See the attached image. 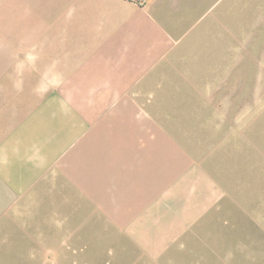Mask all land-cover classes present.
I'll list each match as a JSON object with an SVG mask.
<instances>
[{
  "label": "crops",
  "instance_id": "0c3cea01",
  "mask_svg": "<svg viewBox=\"0 0 264 264\" xmlns=\"http://www.w3.org/2000/svg\"><path fill=\"white\" fill-rule=\"evenodd\" d=\"M219 2L147 0L144 5L135 0H54L53 21L36 15L52 3L0 0V264H91V243L82 234L106 233L111 210L123 216L126 209L131 218L150 219L148 224L139 219L134 224L113 222L116 228L129 224L128 231H136L148 253L146 261L136 259L131 264H264L262 250H251L242 259L234 253L221 258L202 254L194 249L197 237L187 227L189 218L219 213L225 196L232 193L237 199L234 186H256L262 191L264 178L256 182L246 180L245 173L244 179L234 174L227 185L213 165L202 164L207 155L184 144L181 138L191 131L184 130L181 136L172 127L173 121H183L179 113L162 118L150 107L142 111L143 105L160 98L143 97L155 87L160 73L169 88L175 82L169 74L178 73L177 105L188 108L182 97L184 86L194 89L196 104L210 105V116L218 114L212 117L213 125L228 131L240 122L236 116L247 118L244 108L249 111L252 106H245L247 94L264 103V23L259 24L264 20L248 21L238 34L233 28L219 35L214 24L200 33L204 18L215 12ZM218 16L217 24L225 22L219 12ZM252 65L259 87L251 82ZM239 85L241 95L234 90L242 88ZM240 97L242 104L236 99ZM198 114L203 117L200 108ZM156 120L163 121L161 132L154 130ZM173 135L180 137L179 143L166 144L164 137ZM157 147L171 155L164 154L168 161L155 170L163 161L157 158L154 163L149 153ZM108 154H114L116 162L110 165L115 180L109 203L105 199L108 168L102 163ZM172 160L178 164L172 165ZM99 163L100 172L84 185V169ZM135 169L138 177H130ZM145 173L150 176L140 180ZM156 178L167 188L154 194L150 187L156 185ZM58 185L73 190L69 200L85 202L82 214L66 212L62 226L58 219L64 216L54 202ZM81 190L86 191L80 192L81 197L74 192ZM254 193L255 199L264 197V191ZM156 195L161 197L155 199ZM251 214H264V202L260 212ZM75 217L82 224H75ZM176 218L179 226L172 225ZM136 225L145 230H136ZM256 228L264 235L263 227ZM54 232L66 233L67 241H55ZM94 264L108 261L98 255Z\"/></svg>",
  "mask_w": 264,
  "mask_h": 264
},
{
  "label": "rangeland",
  "instance_id": "374dc122",
  "mask_svg": "<svg viewBox=\"0 0 264 264\" xmlns=\"http://www.w3.org/2000/svg\"><path fill=\"white\" fill-rule=\"evenodd\" d=\"M44 2L52 3V5L44 7L43 10H37L36 15H41L39 17L54 21V0H44ZM27 12L29 13V10ZM218 12L220 13V19L224 20L225 22L217 24L219 17ZM208 15L203 20L204 22L201 26L202 31L207 28L208 24H214L213 29L216 31L218 27L219 35H224L225 32L228 31L231 32L233 28L235 30V34H238L242 32V28L245 26V24H248V21L250 22V24H253L264 20V0H220L215 12ZM263 23L264 21L259 24ZM202 31L200 32L199 30L197 32L204 34V31ZM252 66L253 72H251V82L253 84L256 80V75L254 74V65ZM238 72L239 76H241L242 70L240 69ZM256 72L260 73L258 71V68H256ZM161 74L162 73H160V79L155 83V87L151 90H148L149 94H144V96L141 95L147 98H150L149 96L152 95L156 97L159 96L160 98L153 105H143L142 107L144 108V110L142 111H146L145 108L150 107L152 108L151 112H154L156 115L159 114L162 118V114H171L172 117H175L177 116V113H179L178 116L184 119L183 121H180L179 119L173 121L172 127H177V129L180 130L181 136L183 135L184 130L188 132L191 131L190 134L188 133L184 138H181L184 144L193 146L197 150V152L207 155L204 156L205 158L203 159V161H201L202 164L208 167L210 164L211 166L213 165L212 168L219 172V177L222 181H225L227 185L233 182L234 174L242 175V178L244 179L245 173L247 175V177H245L246 180H253L256 182L259 181V178L263 179L264 103L260 101L254 102L255 98L252 97L253 95L251 93L250 95L247 94V102L245 103V106L252 105L249 111H246V107L244 108L243 113H248V116L246 115L247 118L244 119V117H242V120H240L236 116L235 118H237V120H239L240 122L233 124L228 131V129H224L219 125H213L212 117H217L218 114L210 116L213 110V108L209 109L210 105L206 106L205 104H196L199 100L197 101V98H195L196 91L194 89L184 86L182 97H184V102L186 104H189L187 105L189 106L188 108H186V105H184L183 107L177 105V100H175L174 97H178L181 91L177 86L179 85V83L177 82L178 73L176 72L169 74L175 80V82H173V88L168 87L170 83H165L162 81ZM203 76H205V74H203ZM214 76L215 73L213 72V79ZM253 85L258 86V83L255 82ZM240 86L242 88L234 87V90H236L237 93H240L239 95H241L243 90V86L239 85V87ZM139 91L142 92V90ZM218 91L222 92L223 90ZM236 99L240 100V104L243 103L242 97ZM190 105H193V107H191ZM216 106L217 105L213 107L215 108ZM221 106L224 107L223 105ZM236 107L241 108L242 106L236 105ZM198 108L201 109L203 117H199ZM233 119L234 116L232 117L231 121ZM162 122V120H160L159 122L156 120L154 122V130H156V132H158L159 130L161 132L163 130L164 126ZM158 139L159 138H155L154 140L156 144H158L159 142ZM179 139V136H174L170 139L169 137H164L165 143L172 145L176 143L178 144ZM160 143L163 144L162 137H160ZM159 150L160 149L157 147V149L153 153H149L150 158H154V163L159 161L158 159H160V161H163L155 165V170H158V167H160V169L164 167V164L167 160L164 158V154L165 156L171 155V153H160ZM108 156V160L111 159L109 160L111 163L106 162L108 161L107 159L105 162H102L103 165L105 164V167L108 168V177L105 178L107 181V196L105 197V199L108 200L107 203L110 202L109 200L111 199V192L113 191L115 180V177L110 175L109 173L112 172L111 170H113L110 165L112 163L115 165L116 163L114 154H108ZM112 159L114 160L113 162ZM149 162L151 163V160H149ZM171 163L172 165L178 164L176 160H172ZM95 166L96 165H91L89 169H84L81 179L84 185H89V180L100 172L101 164L99 163L98 166ZM125 170L126 169H123V171ZM150 170L152 169H148L147 172ZM159 172H161V170ZM145 175L150 176V173L143 174V177H139V179L143 180L144 178H146ZM130 177H138V171H136L135 169ZM101 179L103 180L102 177ZM158 182L159 179L156 178V185L150 187L153 189L152 191H154V194L157 192H162L167 188L164 185L159 184ZM172 182H175V179H173ZM129 187L134 186L131 184L129 185ZM178 188V185L175 188L173 187V189ZM234 189H237L236 192L238 194L234 192ZM262 191H264V186H262ZM262 191L259 190L256 186H246L244 189H238L236 188V186H234L233 193L235 194L237 199L232 195V193L228 196H225L223 200V208H221L219 213L214 215L215 211H212V215L210 217L200 216L198 218H189L187 227L189 231L192 232L193 236L197 237V241H195L196 248L194 249L199 250L200 253L202 252V254L209 253L211 257L217 258L228 256V253H234L237 259H242L245 254L248 255V252L251 250H262L264 252V235L259 231L258 228H256L257 226L264 228V214L259 217H254L251 214L260 212L261 210V205L264 202V197L255 199L258 195L254 192ZM56 192H59V197H57L58 199L54 202L57 205L56 209L64 216L58 219L60 226H62L63 224H66V212L68 213V211L70 212L71 210H75V212H77L79 210V212L82 214L83 211H81L80 209H82L81 206H83L85 202L81 200H77L76 202L69 200V193L73 192V190H68L63 186L58 185L56 187ZM74 192H78L80 194L79 196L81 197L83 193L80 192L85 193L86 191L81 190ZM242 194L244 196H242ZM161 195H156L155 199L161 197ZM262 195L264 196V193H262ZM158 201L161 200H154L153 203L157 204ZM70 202L74 204V207H69ZM111 211L112 213L108 214L110 216V220L109 218H107V223L105 224L107 226V231L106 233L102 232L105 237L102 233H99L97 231H85L86 233L82 234V236H84L83 238H85L84 240L89 241L92 246V248L90 246L89 249L91 264H94L96 262V260L98 259V255H100L102 258L105 257V259H107L108 261V264H131V260L134 261L136 259L143 260L142 262L146 261V259L148 258V253L146 254V251L143 249L144 247H142V245L138 242L139 239L137 236H135L136 231L129 232V224H119L120 226H117L116 228L113 226V222L115 219H119V222H128L129 220H131L132 224H134L139 219L141 223L148 224L150 223V219L148 217H144L142 219L137 217L131 218V211H129L128 209L123 211V214H127L123 216H120V212H116L115 210ZM74 219L76 221L75 224H82V219L77 217H75ZM256 219H260V221L256 223ZM179 224L180 220L178 218H176L174 222H172L173 226H179ZM134 228L139 231L145 230L144 227L137 225L134 226ZM114 229H117V231H114ZM159 229V231H161V222ZM67 236L68 235L66 233L57 234L56 232H54L55 241L61 239L66 240L68 239ZM80 239H82L81 236ZM245 243H247V246L244 245ZM248 243L250 245H248ZM251 243L258 244L260 248L257 249L258 245L252 246ZM65 255L66 254H63V256ZM262 256L263 257H261V259H264V253ZM64 263L66 264V261Z\"/></svg>",
  "mask_w": 264,
  "mask_h": 264
},
{
  "label": "built area",
  "instance_id": "2783aa9c",
  "mask_svg": "<svg viewBox=\"0 0 264 264\" xmlns=\"http://www.w3.org/2000/svg\"><path fill=\"white\" fill-rule=\"evenodd\" d=\"M135 1H137V2H139V3H141V4H146V2H147V0H135Z\"/></svg>",
  "mask_w": 264,
  "mask_h": 264
}]
</instances>
